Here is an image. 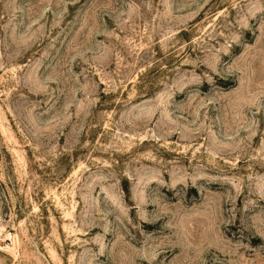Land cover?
Here are the masks:
<instances>
[{
    "label": "rangeland",
    "instance_id": "374dc122",
    "mask_svg": "<svg viewBox=\"0 0 264 264\" xmlns=\"http://www.w3.org/2000/svg\"><path fill=\"white\" fill-rule=\"evenodd\" d=\"M0 264H264V0H0Z\"/></svg>",
    "mask_w": 264,
    "mask_h": 264
}]
</instances>
